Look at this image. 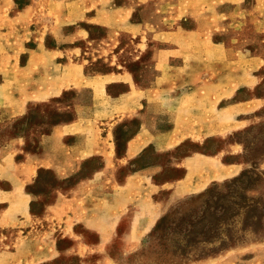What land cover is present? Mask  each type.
Here are the masks:
<instances>
[{"label":"rangeland","instance_id":"374dc122","mask_svg":"<svg viewBox=\"0 0 264 264\" xmlns=\"http://www.w3.org/2000/svg\"><path fill=\"white\" fill-rule=\"evenodd\" d=\"M96 10L104 13L98 19L102 23L87 21ZM78 28L85 37H78ZM107 37L114 40L107 42ZM162 48L193 52L187 79L199 87L192 92L193 101L184 103L185 110H194L195 125L202 127L210 110L216 124V107H225L224 100L220 105L205 100L202 82L228 86V132L174 137L178 142L163 153L150 145L135 165L118 170L119 178L128 169L161 163L164 169L155 182L180 179L184 169L170 162L193 153L218 156L224 172L209 179L203 169H191L160 216L119 217L106 242L81 224L68 233L58 225L45 232L40 222L32 232L0 226V264H264V0H0V132L24 134L26 147L35 149L39 132L70 119L69 108L60 107L74 97L72 85L60 100L32 105L25 117L7 116L15 106V84L50 81L44 68L66 62L65 54L52 51L76 55L72 64L79 66V78L71 68L68 75L77 83L88 73L107 70L112 50L138 79L148 81L155 72L151 54ZM175 75L174 82L180 73ZM175 83L164 91L172 107L180 104L176 97L183 91ZM86 172L73 173L68 182ZM55 183L52 172L41 170L27 189L43 204ZM167 190L153 197L167 199ZM132 195L138 211L147 212L141 194Z\"/></svg>","mask_w":264,"mask_h":264},{"label":"crops","instance_id":"0c3cea01","mask_svg":"<svg viewBox=\"0 0 264 264\" xmlns=\"http://www.w3.org/2000/svg\"><path fill=\"white\" fill-rule=\"evenodd\" d=\"M101 14L104 13L96 10L87 21L102 23L98 21ZM76 33L78 37L86 35L81 28ZM109 39L114 40V37H107L106 41ZM115 42L118 43L117 40ZM52 53L55 56L65 54L66 62L44 68L46 74H51L50 81L44 79L28 82L27 85L15 84V106L10 108L11 112L7 116L25 117L30 107L37 102L60 100L71 85L75 95L60 108H69L72 115L70 119L52 123L48 131L39 132L35 149L26 147L28 139L24 134L10 136L0 132L5 137L0 138L2 228L32 232L37 230L36 222H40L45 232L50 230L51 225H58L60 231L68 233L73 231L75 225L81 224L99 234L100 241L106 242L112 236L119 217L141 215L155 219L160 216L168 202L178 194L180 183L190 175L191 169H203L205 176H210L209 179L224 172L218 168V163L223 164L217 159L218 156L193 153L173 158L170 162L172 167L184 169L180 179L155 182L154 176L164 169L161 163L128 169L129 173L119 178L118 170L135 165V161L150 145L155 152L163 153L170 151L178 142L174 137L189 136L192 132L194 135L203 132L204 137L226 135L228 132V86L223 82H202L205 100L216 105L222 104L224 100L225 107L220 105L214 111L219 113V122L216 120V124H213L210 110L202 117V127L197 126L194 116H191L194 110H185L184 102H192V92L199 87H192L187 79V68L194 62L191 50L180 48L167 51L162 48L153 51L151 59L155 64V72L148 81L138 79L133 71L119 62L112 50L107 54V70L88 73L77 83H73L72 77L68 75L71 68L78 77L79 66L72 64V57L76 55L63 51L61 54L57 51ZM169 57L181 61L172 64ZM178 73L179 80L175 82L183 87V91L181 88L176 97L180 104L172 107V102L165 100L164 91L173 88V84H176L173 76ZM166 102L171 107L165 109ZM2 115L1 110L0 117ZM163 121H167V124ZM21 132H25V129ZM122 136L125 138L122 139ZM227 149L228 145L219 156ZM84 169H87L85 175L74 179L72 183L68 182L73 173ZM41 170L52 172L57 180L51 189L49 201L43 204L39 202L40 197L37 198L27 189L36 183ZM165 187L168 189L167 199H155L153 195ZM132 192L141 194V199L147 204V212L142 213L133 205L135 197Z\"/></svg>","mask_w":264,"mask_h":264}]
</instances>
